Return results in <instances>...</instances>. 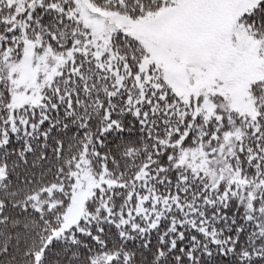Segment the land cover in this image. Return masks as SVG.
I'll list each match as a JSON object with an SVG mask.
<instances>
[{"label":"snow or ice","instance_id":"1","mask_svg":"<svg viewBox=\"0 0 264 264\" xmlns=\"http://www.w3.org/2000/svg\"><path fill=\"white\" fill-rule=\"evenodd\" d=\"M0 264H264V0H0Z\"/></svg>","mask_w":264,"mask_h":264}]
</instances>
